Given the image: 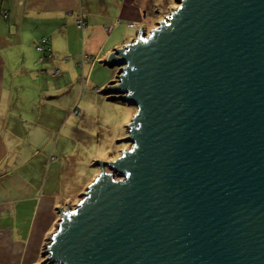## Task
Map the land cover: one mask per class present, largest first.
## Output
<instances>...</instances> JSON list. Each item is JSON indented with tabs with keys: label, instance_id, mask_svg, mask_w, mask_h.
I'll use <instances>...</instances> for the list:
<instances>
[{
	"label": "water",
	"instance_id": "obj_1",
	"mask_svg": "<svg viewBox=\"0 0 264 264\" xmlns=\"http://www.w3.org/2000/svg\"><path fill=\"white\" fill-rule=\"evenodd\" d=\"M176 3L108 55L131 148L57 210L42 264H264V0Z\"/></svg>",
	"mask_w": 264,
	"mask_h": 264
},
{
	"label": "crops",
	"instance_id": "obj_2",
	"mask_svg": "<svg viewBox=\"0 0 264 264\" xmlns=\"http://www.w3.org/2000/svg\"><path fill=\"white\" fill-rule=\"evenodd\" d=\"M99 1L103 5L108 1L116 3L121 12L119 17L109 18L110 23L104 26L105 32L106 28H113L110 33L106 32L112 35L118 29L115 23L121 26L122 22H128L127 27L136 25L154 6L152 0ZM94 3L95 0H0V264H39L43 261V250L60 218L58 206H64L62 209L73 207L65 205L67 199L79 195L77 191L76 195L63 196L64 185L59 190L54 188L57 178L55 171L48 169L45 172V163L42 165L36 158L41 152L39 144L52 136L45 130L42 134L36 130L23 132V116L32 114L36 101L24 100L19 96L21 83L28 77L33 81L35 77H47V86L52 85L47 92L60 93V89L67 86L79 91L80 85H72L67 77L70 70L74 67L77 71L78 66V63L71 62V56L90 58L80 35L92 23L84 12L93 9ZM81 18L86 22L83 30L77 26V20ZM71 32L73 38H69ZM61 36L64 37L59 38ZM43 37L50 38L52 55L41 60L35 46ZM133 40V37L120 38V33H117L114 38H107L103 47L102 44L97 46L94 54L106 58L114 49ZM107 77L105 75L99 79V85H107ZM28 104L32 109L24 113L22 108ZM39 115L35 112L34 117L37 119ZM42 115L49 125L54 124V121L50 122L52 116L49 108ZM61 136V149L70 148L68 135L60 133L55 137L51 150L58 149ZM25 146L29 148L26 152L22 148ZM72 169L74 167L67 163L63 165L65 178L71 175ZM94 178L92 176L89 183ZM79 201L78 197L76 202Z\"/></svg>",
	"mask_w": 264,
	"mask_h": 264
},
{
	"label": "rangeland",
	"instance_id": "obj_3",
	"mask_svg": "<svg viewBox=\"0 0 264 264\" xmlns=\"http://www.w3.org/2000/svg\"><path fill=\"white\" fill-rule=\"evenodd\" d=\"M152 3L154 6L147 12L144 11L146 12L145 17L136 24L135 28L130 27V25L127 27L128 22H122L121 26L115 23L118 29L113 35L107 34L106 32L110 33V30L106 28L105 32L104 26L110 23L109 18H116L121 15L116 3L112 4L108 1L103 5L100 4L99 0H95L94 8L87 10V12L85 10L84 15L92 23L85 32L83 31L80 39L81 43L88 48L90 58L71 56V62L73 64L78 63V66L76 65L77 71L73 67L69 73L71 77H67L70 78L72 85H80L79 91L67 86L60 89V93L47 92L52 87V85L47 86V77L34 76L36 79L34 81L31 77H28L21 83L19 98L36 101L35 108L32 110L33 115L27 113L26 116H23V132L36 130L42 134V131L45 130V133L52 136L46 142L39 144L41 152L36 158L39 159L42 165L45 163V172L48 169L55 171L57 178L54 182V188L59 190L64 185L66 189L63 188V196L76 195L78 191L79 195L77 194V197L71 196L65 204L72 205V209L78 203L76 202L78 197L80 198L91 184L89 183L92 180L91 177H97L100 174L101 168L96 166L97 163H108L116 160L121 156L122 151L131 148L130 144L118 140L122 141L127 136L128 126L137 111L136 107L129 106L121 101H113L111 95L104 93L107 85H99V79L108 75V83L113 81L118 68L110 69L106 66L107 57L95 55L94 50L100 44L103 47V42L107 38H114L117 33H120V38L129 39L133 37L135 40L139 30L144 29L148 36L150 31L156 27L157 22L166 19L179 7L176 0H152ZM101 10H103V13H101ZM90 15H93V17ZM69 38H73L72 32ZM54 43L56 42L54 41ZM75 44L78 46L77 43ZM72 71L74 72L73 76ZM58 72L61 71L58 70ZM98 76L100 77L98 78ZM83 82H87V84L84 85ZM56 87H58L57 84ZM46 108H49L50 115L53 118L50 119V122L54 121V124L49 125L47 119L43 117L42 112ZM31 109V104H28L22 108V111L26 113ZM35 112H38V115L40 114L37 119L34 117ZM55 115L56 118L54 119ZM60 133L68 135L70 148L61 149V145L59 146L63 139L61 136L58 149L56 151L51 150L54 148L55 137L59 136ZM47 143L50 144L49 147H47ZM22 148L25 149V152L29 149L27 146ZM65 163L74 167V170H71V175L68 174L67 178H65L62 171ZM68 208L66 207V209ZM44 260L39 264H42Z\"/></svg>",
	"mask_w": 264,
	"mask_h": 264
},
{
	"label": "built area",
	"instance_id": "obj_4",
	"mask_svg": "<svg viewBox=\"0 0 264 264\" xmlns=\"http://www.w3.org/2000/svg\"><path fill=\"white\" fill-rule=\"evenodd\" d=\"M5 16L7 17V14L5 13ZM77 26L79 29H84L86 26V22L83 18H81L80 20H77ZM130 27H134V25H130ZM112 27H108V30L112 31ZM50 44V38L48 37H43L42 40L36 44V49L38 52H49L50 48H48V45ZM52 53L49 54V56H51Z\"/></svg>",
	"mask_w": 264,
	"mask_h": 264
},
{
	"label": "trees",
	"instance_id": "obj_5",
	"mask_svg": "<svg viewBox=\"0 0 264 264\" xmlns=\"http://www.w3.org/2000/svg\"><path fill=\"white\" fill-rule=\"evenodd\" d=\"M41 40H42V39H40L37 43H39ZM37 43H36V44H37ZM48 48H50V51H49V52H47V51H48V50H47L46 52H43V53H42V52H38L37 49H36V46H35V50H36L38 53H40V55H41V60H42V58H46V57H48V55H49L50 53H52L51 40H50V44L48 45Z\"/></svg>",
	"mask_w": 264,
	"mask_h": 264
},
{
	"label": "flooded vegetation",
	"instance_id": "obj_6",
	"mask_svg": "<svg viewBox=\"0 0 264 264\" xmlns=\"http://www.w3.org/2000/svg\"><path fill=\"white\" fill-rule=\"evenodd\" d=\"M136 27V25H134V27L133 28H135ZM138 35V34H137Z\"/></svg>",
	"mask_w": 264,
	"mask_h": 264
}]
</instances>
